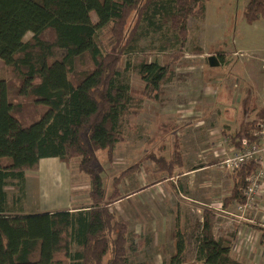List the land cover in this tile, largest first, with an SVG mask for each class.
Returning a JSON list of instances; mask_svg holds the SVG:
<instances>
[{
    "label": "trees",
    "instance_id": "1",
    "mask_svg": "<svg viewBox=\"0 0 264 264\" xmlns=\"http://www.w3.org/2000/svg\"><path fill=\"white\" fill-rule=\"evenodd\" d=\"M207 1L0 0V61L5 64L0 72V264H151L149 237L140 251L136 238L141 236L111 210L119 192L108 195L98 154L126 141L127 123L141 113L144 101H163L175 77L173 67L185 57L189 20H205ZM244 16L249 25L263 20L264 0L248 1ZM191 54L204 51L196 46ZM220 56L225 65L226 55ZM135 57L136 65L123 67L125 59ZM154 57L168 61L152 62ZM129 71L137 72L142 90L125 80ZM29 121L42 130L34 132ZM263 125L243 122L231 140L225 139L242 150L259 142ZM172 143L170 158L148 156L170 179L185 165L182 141ZM47 159L67 167L78 163L90 180L91 205L25 214L26 174L37 172ZM258 169L252 162L232 171L225 209L247 204L244 193ZM9 188L17 193L11 196ZM202 220L196 263L243 264L232 257L233 239L216 232V212L204 209ZM257 229L264 245V228ZM174 247L168 264H187L186 235L179 229Z\"/></svg>",
    "mask_w": 264,
    "mask_h": 264
},
{
    "label": "rangeland",
    "instance_id": "2",
    "mask_svg": "<svg viewBox=\"0 0 264 264\" xmlns=\"http://www.w3.org/2000/svg\"><path fill=\"white\" fill-rule=\"evenodd\" d=\"M248 1H207L205 20H189L185 57L173 67L175 77L165 87L163 101H144L141 113L131 117L127 123L126 141L110 153L106 151L98 154L97 169L108 195L116 190L119 192L117 199L111 202V210L118 220L126 222L130 230L141 236L136 238L140 251L145 250L142 240L149 237L151 246L146 248V253L151 264H168L175 250L177 229L186 235L187 264H198L195 260L196 241L203 223V210L217 208L218 204L214 203H220L231 189L232 170L225 163L237 153L231 154L234 145L225 139L224 130L226 124L234 122L230 120L231 115L235 118L245 111L237 104L229 106L227 73L231 66L226 62L228 54H234L240 47L239 41L244 43L242 47L246 52H254L264 46V19L252 25L245 20ZM252 40L256 48L247 43ZM196 46L204 51V55L191 54ZM220 54L226 55L222 58L225 65L212 68L208 59L219 57ZM156 58L161 64L168 61L166 57ZM243 58L246 57L242 56L241 60ZM138 61L137 57L125 59L123 67L129 63L136 65ZM4 68V62L0 61V72H4ZM124 77L131 87L143 89L144 85L136 71H129ZM218 91L219 95L221 93L219 103ZM42 112L40 108L37 109L38 115ZM217 113H220L218 119ZM29 123L33 125L34 132L42 130L37 122ZM240 125L234 124L233 129ZM225 136L230 139L228 133ZM174 138L182 141L185 165L176 171L175 178L170 179L169 175L159 172L156 163L148 156L153 154L170 158ZM46 161H53V164L46 166L52 171L43 167L38 175L37 172L29 175L26 198L23 200L26 215H38L40 213L36 211L42 210L52 211L57 206L58 209L54 211L91 205L90 180L79 170L77 162L72 161L67 167V175H61L57 171L58 167L66 171L65 164L58 160H44L41 164ZM211 162L216 163V167L207 168ZM134 166L138 170L120 177ZM198 183L207 185L198 187ZM8 192L12 196L17 193V188H9ZM237 207L236 213H245L242 206ZM221 220L218 228L228 230L226 220Z\"/></svg>",
    "mask_w": 264,
    "mask_h": 264
},
{
    "label": "crops",
    "instance_id": "3",
    "mask_svg": "<svg viewBox=\"0 0 264 264\" xmlns=\"http://www.w3.org/2000/svg\"><path fill=\"white\" fill-rule=\"evenodd\" d=\"M239 43H240V47L238 48L236 47V45H234L237 48L234 54L230 55L227 53L228 59L226 63L229 62L231 66V70L229 69V72L227 73V87L229 89L228 100L230 99L229 106H231L232 104L240 105L245 111V113L242 114L241 116L236 115L235 118H232V115L231 116L229 115L230 120L234 121L231 124L225 125L224 131H226V133H228L229 135L235 134L240 128L239 126L238 128L233 129L234 124L238 126L246 121L249 122L257 121L261 125L264 124V46L260 49L255 50L254 52H246L243 50L242 47L244 43L241 41H239ZM247 43L252 44L256 48L254 40ZM245 54L248 55L245 56ZM242 56L246 58H243V60H241ZM217 95H218L217 102L219 103L220 102L219 97L221 93L219 95V91H218ZM215 104L217 105V103H214V105ZM218 106L219 105H217V107ZM219 116L220 113L219 114L217 113V119ZM220 118L222 119V117ZM221 121H223V119ZM224 137L226 136L224 135ZM233 148H234V152L233 153L231 152V154L237 153L239 149L234 146ZM47 160H56V159H47ZM41 163H40V168L37 171V175L42 171L43 167L53 164V161L50 162L46 161L43 164ZM210 164H212V162ZM213 167L207 166V168L210 169ZM58 168L60 169L57 170L59 174L67 175L68 172L67 166L65 167L66 171L63 169V167L59 166ZM205 168L206 167H204V170H207ZM46 169L48 171H52L47 167ZM201 171H203V168L201 169ZM30 174L31 172H28L26 174V189L28 187ZM230 180H231V189H232V179L230 178ZM206 185H207L206 183H198V187L200 186L205 187ZM231 189H229V194L226 197L230 195ZM224 199H222L220 203H214V204H218L217 208L215 209L213 208L218 218L216 232L219 234V236L224 235L231 237L233 239V250H232L233 258H235L236 260L240 261L243 264H263L264 245H262L261 243V232L257 228H264V179L261 182L260 197L255 201V204L253 206L248 208L245 207L242 208L245 211V213L242 214L236 213L237 206L234 205L229 207L228 209H225L223 207ZM54 208L58 209V206L57 208L56 207ZM55 209H53L52 211H45V212L42 209H40L42 211H36V212H39L40 214L60 212V211H54ZM62 209L64 210L61 211L75 210V209L72 210L68 207ZM255 212H258V214L257 213L255 214ZM221 215H223V217ZM221 219L226 220L225 226L228 227L227 228L228 230L225 229L220 230V228H218V226H220V223L222 221ZM256 251L257 253L255 254ZM260 256L261 257L263 256V258H260Z\"/></svg>",
    "mask_w": 264,
    "mask_h": 264
},
{
    "label": "built area",
    "instance_id": "4",
    "mask_svg": "<svg viewBox=\"0 0 264 264\" xmlns=\"http://www.w3.org/2000/svg\"><path fill=\"white\" fill-rule=\"evenodd\" d=\"M258 136L259 142L244 146L242 150L237 152L236 156L225 163L232 171L238 170L252 162L259 166L258 171L251 177L250 184L244 193L247 198V204L242 206V208H248L255 204V201L260 197L261 182L264 179V125Z\"/></svg>",
    "mask_w": 264,
    "mask_h": 264
},
{
    "label": "water",
    "instance_id": "5",
    "mask_svg": "<svg viewBox=\"0 0 264 264\" xmlns=\"http://www.w3.org/2000/svg\"><path fill=\"white\" fill-rule=\"evenodd\" d=\"M208 62H209V65L212 67V68H216V67H219L220 66V62L218 61V58L217 57H211L208 59Z\"/></svg>",
    "mask_w": 264,
    "mask_h": 264
}]
</instances>
